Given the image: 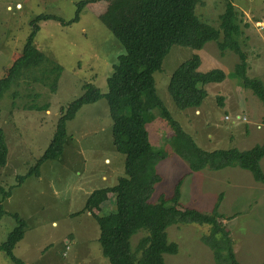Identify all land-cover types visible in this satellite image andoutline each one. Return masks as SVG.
<instances>
[{"label": "rangeland", "instance_id": "rangeland-1", "mask_svg": "<svg viewBox=\"0 0 264 264\" xmlns=\"http://www.w3.org/2000/svg\"><path fill=\"white\" fill-rule=\"evenodd\" d=\"M79 1L0 0V78L20 55L32 21L48 15L68 22ZM138 2L97 0L85 5L78 20L67 25L48 18L36 20L34 45L47 60L43 65L61 67L56 91L21 78L0 100V128L8 149L6 164L0 168V186L4 190L13 186L10 196L1 202L5 214L0 216V243L17 225L11 216L17 214L25 222V229L13 255L25 264H110L102 255L99 229L90 212L105 218L115 210L112 197L107 200L99 196L94 202L100 209L83 211L94 190L111 187L124 176V156L112 145V122L104 98L82 106L66 122L67 136L56 160L43 162L38 176H28L19 185L15 178L25 175L43 154L60 108L66 109L82 94L83 84L106 92L112 65L123 52L117 38L136 22ZM232 4L239 14L234 23L240 28V35L234 38L247 56V76L264 84V0H232ZM223 10L224 0H203L195 14L217 29ZM194 54L200 58L199 72L220 69L225 79L205 86L207 96L197 110L180 111L174 107L167 85L176 67ZM237 61L230 51L221 55L212 41L198 51L172 46L161 70L153 74L157 95L172 118L204 150H247L260 144L264 135V103L244 89L234 75ZM46 104V111L34 108ZM170 126L161 119L146 126L155 149L166 146L172 134ZM260 167L264 173V157ZM151 174L155 181L152 202L161 194L170 196L175 183L182 179L180 210L210 214L221 193L217 212L224 218L218 221L230 233L236 259L240 264H260L264 260V185L255 182L248 171L226 167L190 173L183 159L170 154ZM209 230L208 225L196 224L168 227V239L177 244L178 250L175 255H164V264H215L210 249L200 241ZM142 232L131 238L133 247ZM0 264H11L2 252Z\"/></svg>", "mask_w": 264, "mask_h": 264}, {"label": "trees", "instance_id": "trees-1", "mask_svg": "<svg viewBox=\"0 0 264 264\" xmlns=\"http://www.w3.org/2000/svg\"><path fill=\"white\" fill-rule=\"evenodd\" d=\"M95 1L97 0L79 1L74 17L68 22L48 15L38 16L32 21L33 28L20 55L0 78V100L21 78L41 83L52 93L56 91L61 67L56 64L43 65L47 64V60L34 45L38 30L35 21L48 18L67 25L77 21L81 9ZM202 3L203 0H139L136 22L117 38L123 52L112 65V73L106 80V92L101 93L96 87L83 84L82 94L66 109L60 108L53 135L43 154L25 175L15 178L16 185H19L28 176H38L43 162L56 160L63 151L67 136L66 122L72 120L82 106L104 98L112 122V145L124 156V176L119 177L111 187L94 190L88 196L83 211L100 209L94 202L99 196L107 200L112 197L115 210L110 211L105 218L90 212L99 229L98 243L102 255L110 264H164L163 256L175 255L178 250L177 244L168 239L166 230L172 225L183 224L210 226L209 233L202 235L200 241L210 249L215 264H240L232 248L230 233L218 221L224 218L217 212L221 193L210 214L196 209L178 208L182 179L175 183L170 196L161 194L156 202L151 201L155 183L151 172L160 160L170 154H176L183 159L190 173L203 169L219 171L226 167H238L248 171L255 182L264 184V173L260 167V161L264 157V135L260 144L247 150H204L183 131L157 95L153 74L161 70L163 59L172 46L198 51L212 41L216 43L221 55L230 51L237 56L234 75L244 89L250 90L264 103V84L257 78L247 76V56L234 38L240 35V28L234 23L239 14L232 0H224V10L218 17L217 29L196 16L195 8ZM199 66L200 58L194 54L172 72L167 93L177 110H197L207 96L205 86L221 83L225 79L222 70L199 72ZM34 108L46 111L48 105ZM157 119L168 122L173 127L166 146L159 149H155L150 143L146 128ZM7 154L5 135L0 128V168L5 166ZM12 187L4 190L0 186V216L5 214L1 202L10 196ZM11 216L17 225L7 234L5 241L0 243V252L11 264H25L13 255L14 247L23 237L25 222L17 214ZM110 218L114 220L109 221ZM139 231H143V236L133 247L131 238ZM260 264H264V260Z\"/></svg>", "mask_w": 264, "mask_h": 264}, {"label": "built area", "instance_id": "built-area-1", "mask_svg": "<svg viewBox=\"0 0 264 264\" xmlns=\"http://www.w3.org/2000/svg\"><path fill=\"white\" fill-rule=\"evenodd\" d=\"M227 117H225V119H226ZM244 120V119H243Z\"/></svg>", "mask_w": 264, "mask_h": 264}, {"label": "crops", "instance_id": "crops-1", "mask_svg": "<svg viewBox=\"0 0 264 264\" xmlns=\"http://www.w3.org/2000/svg\"><path fill=\"white\" fill-rule=\"evenodd\" d=\"M264 185V184H263Z\"/></svg>", "mask_w": 264, "mask_h": 264}]
</instances>
